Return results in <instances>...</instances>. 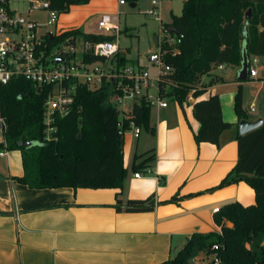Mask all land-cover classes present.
<instances>
[{
    "label": "trees",
    "instance_id": "1",
    "mask_svg": "<svg viewBox=\"0 0 264 264\" xmlns=\"http://www.w3.org/2000/svg\"><path fill=\"white\" fill-rule=\"evenodd\" d=\"M50 8L59 15L72 6L88 4L91 0H49ZM136 4L139 0H123ZM251 9V17L245 18ZM163 27L182 35L178 54L163 56L170 72L158 82V96L171 98L179 105L192 92L193 117L200 127L194 135L196 144L219 145L220 134L228 128L222 118L219 96L199 99L201 77L220 65L240 66L242 49L248 58L259 56L264 64V0H185L179 16L172 15ZM259 27V28H258ZM245 35V39H244ZM82 36L97 43L113 37L66 30L52 38L51 45L66 38ZM102 59L85 55L84 62ZM127 62L123 53L117 56L119 66ZM47 89L37 91L29 82L13 80L0 88V113L5 122L0 152L21 153L23 175L18 181L30 189L56 188H123L126 169L123 166V133L130 125L154 134L150 126L151 107L144 98L132 105L129 118L121 120L118 110L109 102L111 92L106 85L98 89L80 86L69 113L54 122L51 140H45L43 103ZM235 112L247 118L241 108V88L235 98ZM27 142L36 143L26 147ZM237 162L226 177L214 188L244 182L254 191L255 204L243 206L230 203L215 213L214 221L220 232L194 233L173 259L158 264H190L198 253L217 254L223 264H264V244L251 248L257 239H264V122L236 140ZM143 158V160H141ZM141 160V161H140ZM155 160L154 150L134 156L132 171L146 170ZM172 198L166 203L175 202ZM115 208L128 213L150 212L152 196L143 200H128L123 205L118 198ZM229 222L232 226H225ZM249 245H251L249 247Z\"/></svg>",
    "mask_w": 264,
    "mask_h": 264
},
{
    "label": "crops",
    "instance_id": "2",
    "mask_svg": "<svg viewBox=\"0 0 264 264\" xmlns=\"http://www.w3.org/2000/svg\"><path fill=\"white\" fill-rule=\"evenodd\" d=\"M101 1L105 0L72 6L70 10L81 12L79 18L74 19L71 28L56 26V30L79 29L96 34V28L94 32L84 29V18L92 12L90 7ZM176 14L171 11L163 22L158 9L159 26L170 23L172 15L179 16ZM156 38L158 44L159 36ZM123 51L128 63L142 66L138 60L128 58V51ZM253 58L260 64L258 68L253 65L255 78L248 73L246 81H239L237 65H220L201 77L198 87L203 94L199 99L218 95L222 118L228 125L220 134L218 146L196 144L194 140L200 127L193 117L195 98L183 105L161 98L166 107L155 106L156 115H150L154 134L149 132L141 139L139 129L134 151L128 148L125 155L123 152L126 177L118 197V191L112 188L30 189L18 181L23 175L21 153L0 152V264H158L168 260L172 250L176 255L192 234L219 233L215 208L234 202L254 205V192L244 182L214 189L237 162L239 122H264V108L263 114L253 115L255 103L251 112L241 102L246 119L235 112L236 88L240 87L242 93V83L260 81L259 76L262 80L258 89L264 86L263 58L251 56L249 64ZM129 116L130 113L126 117ZM151 150L155 160L147 164L146 170L138 171L142 177L136 178L137 172L131 169L134 156ZM149 196L154 202L150 212L128 213L115 208L118 198L124 205L128 200ZM172 198L176 201L166 203ZM225 226L232 225L225 222ZM263 244L264 239H257L252 247ZM203 260L205 255L198 253L190 264Z\"/></svg>",
    "mask_w": 264,
    "mask_h": 264
},
{
    "label": "built area",
    "instance_id": "3",
    "mask_svg": "<svg viewBox=\"0 0 264 264\" xmlns=\"http://www.w3.org/2000/svg\"><path fill=\"white\" fill-rule=\"evenodd\" d=\"M124 5L123 0L119 1ZM158 1L146 14L158 22ZM41 14L45 15L40 19ZM59 14L50 8L49 0H0V88L13 80H25L37 90L47 89L43 103L45 140H51L55 132L56 118L65 117L75 100L80 86L98 89L103 85L111 92L110 104L126 119L131 113L132 105L144 98L150 107H166V103L157 95L150 94V89L157 85L161 77H165L170 68L165 64L163 56L170 53L178 54L177 46L181 43L182 35L174 34L160 24L159 40L156 52L149 57V63L156 69L151 76L144 66L128 63L119 66L117 56L124 54L118 44V38L123 31L118 18L110 14H102L96 23V34L113 37L111 41L92 43L83 40L82 57L78 59L76 38H66L51 45L49 41L61 34L56 30ZM49 33L52 34L50 38ZM100 57L99 62H84L85 55ZM59 60V61H58ZM258 63L253 58L249 64V76L256 77L253 65ZM126 101L131 105L126 107ZM192 92L186 102H192ZM254 106L250 108L252 112ZM126 114V115H125ZM133 126L132 124L130 127ZM5 122L0 113V136L3 138ZM139 129L135 130L138 136ZM3 141V139H2ZM141 178L137 172L134 175ZM219 208L213 210L217 213ZM218 246L211 248V254L205 255L203 261L195 264H223L217 254Z\"/></svg>",
    "mask_w": 264,
    "mask_h": 264
},
{
    "label": "rangeland",
    "instance_id": "4",
    "mask_svg": "<svg viewBox=\"0 0 264 264\" xmlns=\"http://www.w3.org/2000/svg\"><path fill=\"white\" fill-rule=\"evenodd\" d=\"M155 0H139L136 4L126 3L125 5H120L119 0H105L100 3L93 4L90 8H92V12L85 16V27L84 29L87 31L94 32L96 26V21L100 18L102 14H110L114 15L118 18V23L120 25L121 30L120 36L118 38V44L121 49L126 50L129 53L128 58L130 60H138L139 63L146 67L149 74L154 76L156 74V69L149 63V57L156 52V48L153 46V38L158 37L159 34V23L152 17H149L146 13L150 11L154 6ZM157 7L161 12V18L163 22H166L170 12L181 14L183 0H157ZM84 5V4H81ZM131 5H135L134 7ZM79 6V5H77ZM79 10L71 9L67 13L61 14L58 16L57 20V28L58 29H67L71 28V24L74 22V19L79 18ZM40 19H44L45 15L41 14L39 16ZM127 33H126V32ZM130 35H127L129 34ZM82 36H77L76 42V52L77 57L80 59L82 57ZM260 64L256 65L258 68ZM260 81L262 78L259 76ZM260 81L257 82H244L242 83L243 91L241 93V102L243 103V107L250 111L251 105L255 103L256 115L263 114L264 108V86L262 90L258 89L260 85ZM238 88L235 89L234 92V100L237 95ZM150 94L155 98L158 95V87L154 85L152 89H150ZM131 105V101H126V107ZM118 111H121L122 107L118 106ZM126 115V114H125ZM151 117L156 115L155 107H151L150 111ZM122 116L120 115V118ZM139 129L135 126H131L128 130L123 133V152L124 155L126 150L131 149L134 151L135 145L137 144V138L135 135V130ZM141 130V139L144 138L146 134L149 132L144 129ZM0 136V140H1ZM124 157V156H123ZM246 184V183H245ZM247 188L251 190L253 189L246 184ZM251 200L252 204H255V194L252 193ZM251 245H249L250 247ZM252 248V246H251ZM175 257V252L170 253L169 259H173ZM201 260V259H200Z\"/></svg>",
    "mask_w": 264,
    "mask_h": 264
},
{
    "label": "water",
    "instance_id": "5",
    "mask_svg": "<svg viewBox=\"0 0 264 264\" xmlns=\"http://www.w3.org/2000/svg\"><path fill=\"white\" fill-rule=\"evenodd\" d=\"M133 6V5H131ZM251 17V9H249L246 14H245V18H250ZM172 33L176 34V32L172 29L171 30ZM50 38H52V34L49 33ZM244 39H245V35H244ZM154 42H155V47L158 46L157 44V38H154ZM59 61V60H58ZM248 73H249V58L246 54V50H245V43L243 44V49H242V61L240 64V69L238 71V80L239 81H246L248 79ZM262 125V120H257L255 122H248L246 120H241L239 122V135H245L257 128H259ZM36 145V143H32V142H27L26 143V147H31Z\"/></svg>",
    "mask_w": 264,
    "mask_h": 264
}]
</instances>
